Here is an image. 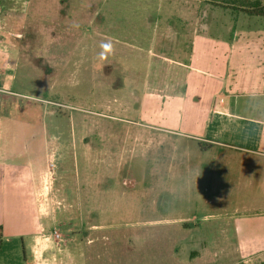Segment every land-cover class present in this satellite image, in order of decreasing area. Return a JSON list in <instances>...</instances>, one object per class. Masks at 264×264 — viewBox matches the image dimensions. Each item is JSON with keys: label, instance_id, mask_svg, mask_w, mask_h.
I'll list each match as a JSON object with an SVG mask.
<instances>
[{"label": "rangeland", "instance_id": "374dc122", "mask_svg": "<svg viewBox=\"0 0 264 264\" xmlns=\"http://www.w3.org/2000/svg\"><path fill=\"white\" fill-rule=\"evenodd\" d=\"M7 4L1 20L14 35L12 88L28 98L16 96L21 106L34 108L31 123L47 133L53 164L36 187L47 217L35 206L28 214L31 234L38 222L47 226L37 255L49 250L55 264H264L242 262L236 248L239 229L263 235L264 197L250 193L264 183L240 179H264V164L206 139L214 113L222 118L207 131L226 128L217 138L242 144L249 129L253 144L259 134L251 115L259 106L223 90L216 74L226 39L263 26L264 17L209 0ZM193 50L216 71L195 76L200 98L193 84L176 88L170 79ZM31 244L27 238L28 260Z\"/></svg>", "mask_w": 264, "mask_h": 264}, {"label": "crops", "instance_id": "0c3cea01", "mask_svg": "<svg viewBox=\"0 0 264 264\" xmlns=\"http://www.w3.org/2000/svg\"><path fill=\"white\" fill-rule=\"evenodd\" d=\"M9 1L11 0H0L1 12ZM4 23L2 20L0 27V89L5 90H0V264H55L56 258L50 255L49 250H46L47 256H43V251L38 255L35 253L36 248L47 244L40 239L44 235L41 232L47 227L45 223L38 222L32 234L27 223L30 210L34 212L32 206H35L39 219L47 217L46 211L43 212L37 207L36 190L37 184L46 173L50 140L47 138V133L39 131L36 134L34 131L31 123V116L34 114L32 105L26 102L21 106L17 97L8 93V91L14 92L12 88L14 86V44L12 42L14 35L5 28ZM254 27L236 31L232 37L226 39L228 50L224 53L219 52L223 72L216 75L222 81L223 90L229 88V94L235 93L248 97L253 105L259 106L260 111L251 113L254 115L253 121L260 125L259 134L253 144H248L250 130L246 129L249 126L246 124L235 126L237 129H246L240 133L242 144H234L235 142H231V137L228 140L217 138L224 133L221 129L226 128L214 129L213 134L207 131L211 123L220 120L223 115L214 113L212 110L211 113L216 115H210L208 118L206 134L210 137L206 139L213 145H223L235 150L250 164L263 165L264 25H254ZM193 51L185 63H180L178 60L176 65H173L174 72L170 74V79L176 88L182 87L183 84L187 90L191 87L190 83L193 84L190 93L193 97L200 98L201 80L196 79L195 76L200 79L202 72L206 71L204 77L210 78L216 71L215 65L212 67L211 64L205 66L199 63L201 55L196 50ZM17 114L22 117L19 123L20 117L16 116ZM240 183L252 186L263 184L264 179L249 174L242 177ZM257 191L253 190L250 193L253 199L264 197V189L259 188ZM260 215L263 216L261 237L258 234L244 237V231L239 229L236 248L238 252L240 251L242 262L252 257L264 258V210L260 212ZM27 238L32 240L31 260L27 258ZM50 248L51 246L48 245V249Z\"/></svg>", "mask_w": 264, "mask_h": 264}, {"label": "trees", "instance_id": "16d2710c", "mask_svg": "<svg viewBox=\"0 0 264 264\" xmlns=\"http://www.w3.org/2000/svg\"><path fill=\"white\" fill-rule=\"evenodd\" d=\"M213 5L264 17V0H209Z\"/></svg>", "mask_w": 264, "mask_h": 264}, {"label": "built area", "instance_id": "2783aa9c", "mask_svg": "<svg viewBox=\"0 0 264 264\" xmlns=\"http://www.w3.org/2000/svg\"><path fill=\"white\" fill-rule=\"evenodd\" d=\"M0 13H1V11H0ZM2 17H1V15H0V27H1V25H2ZM1 91H5L4 89H0ZM7 92V91H6ZM8 93H11V94H13V95H15V96H22V97H25V95H23V94H21V93H17V92H11V91H8ZM25 98H27V97H25ZM28 99V98H27ZM53 166V164L51 163V161H50V157L48 156V161H47V169H46V173L44 174V176L42 177L44 180H45V178H46V174L48 173V172H50V170H51V167ZM43 180V181H44ZM54 233H56V236L55 237H58V239H59V235L57 234V232H56V230H54ZM60 240V239H59ZM58 240V241H59ZM57 241V242H58ZM36 254H37V252H35Z\"/></svg>", "mask_w": 264, "mask_h": 264}, {"label": "clouds", "instance_id": "9594fccd", "mask_svg": "<svg viewBox=\"0 0 264 264\" xmlns=\"http://www.w3.org/2000/svg\"><path fill=\"white\" fill-rule=\"evenodd\" d=\"M101 48L104 50H110L111 49V44L110 43H102ZM105 52H102L101 55H104Z\"/></svg>", "mask_w": 264, "mask_h": 264}]
</instances>
